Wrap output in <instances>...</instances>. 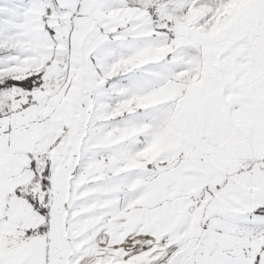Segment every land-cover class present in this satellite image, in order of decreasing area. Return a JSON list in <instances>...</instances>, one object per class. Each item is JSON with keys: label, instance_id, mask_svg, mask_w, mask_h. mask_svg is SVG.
Segmentation results:
<instances>
[{"label": "snow or ice", "instance_id": "snow-or-ice-1", "mask_svg": "<svg viewBox=\"0 0 264 264\" xmlns=\"http://www.w3.org/2000/svg\"><path fill=\"white\" fill-rule=\"evenodd\" d=\"M0 264H264V0H0Z\"/></svg>", "mask_w": 264, "mask_h": 264}]
</instances>
